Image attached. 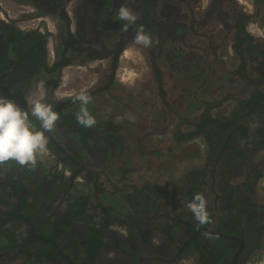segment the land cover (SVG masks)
<instances>
[{
  "label": "flooded vegetation",
  "instance_id": "flooded-vegetation-1",
  "mask_svg": "<svg viewBox=\"0 0 264 264\" xmlns=\"http://www.w3.org/2000/svg\"><path fill=\"white\" fill-rule=\"evenodd\" d=\"M249 1L250 10L241 6V0H0V97L12 99L20 107H30L27 104V98L31 95V89H36V87H39L38 84L42 83L44 95L46 92L43 101L50 99L49 97L62 80L64 67L75 63L81 64V69L84 70H81L83 72L80 74L83 75L84 71H88V73L93 71L91 67L94 66L89 64V62L95 60L105 61L106 64H104L105 66L102 69L103 82L101 86L88 91L93 103V108L89 112L101 124V127L97 123L91 127L92 130L87 144L80 141L79 136L75 134V123L65 127H56V130L52 133L54 135L59 132L61 136L59 141L67 148V151L71 150L72 154L80 156L81 160L85 161L87 168L85 167V170L78 174L76 173V175L82 176L87 188L89 183V187L91 188L95 185L93 189L97 188V191L92 192L84 187H79V185L76 187L79 190H83L86 194L91 193V198H89L87 203V211L95 215V201L101 202L106 196H113L114 193L112 194L110 190L108 191L110 194H108L105 191V187L102 189L101 182H89L86 177V170H91L89 169L90 166H102L103 171L98 172V176L103 175L105 179L111 178L113 173L123 177L124 172H127L126 175H128L131 169L127 168L132 167L127 166L125 160H122V155L125 153L124 146L126 145L124 143L125 134H131V142H133L136 152L141 156L145 153L144 143L146 142V137L153 133V130L156 129L155 126H157L153 124L152 131L145 130L142 135L138 136L135 120L139 117L141 118V103L144 106L149 103L141 99V96L137 97V99L134 98L135 100H127L114 94L119 90L125 91L115 78V73L123 52L130 44L134 43V36L137 30L143 27L145 33L149 34L153 39L151 47L139 45V51L142 54H146L149 60L153 75H155L156 71H159V63H162L163 60L167 61L169 58L171 59L169 64L173 66L172 69L175 71L179 69L185 70L184 68L189 65L188 62L193 65L196 61L202 60V63L205 64L210 55L218 58L217 49L220 47L223 50L225 42L236 44L241 39L249 40V36H251L249 24L251 22L257 20L256 25L264 26V0ZM121 6L131 8L138 15L136 23L130 25L126 32L123 31L125 22L117 18ZM243 23L244 27L242 26ZM39 34L46 40L48 58L51 63L57 61V59L61 62L49 86H47L48 80L46 76H36V74L40 73V68L37 64L27 59L20 60V53L14 52V45L19 36L32 38ZM251 38L253 37L251 36ZM50 41L53 44L51 51L49 49ZM205 41H207V45L204 47L202 44ZM219 42L220 44H218ZM242 50L245 57H249V61L253 60V58H260L264 61V53L261 55L258 53L260 50ZM235 51L237 55L238 52L237 50ZM252 56L254 57L252 58ZM175 57L179 60L175 59ZM233 75L236 78H240L236 70ZM155 79L157 84H159L158 78L155 77ZM182 79L185 85L187 82V84L192 83V86L201 87L200 79L194 75H184ZM221 79H215L216 82L212 80L209 90L203 91L201 95L204 98L210 96L214 91L213 85L217 84V82L220 84L222 82ZM253 84L255 83H247V86ZM158 89L160 92L159 87ZM222 89V86L218 88V90ZM180 90L182 92L174 100L178 108L182 106L186 97H190V99L193 97L185 94L184 90L186 89L184 87H180ZM189 90L191 92L194 91L191 88ZM98 95L101 98L100 106L102 110L101 108H95L96 102L94 99ZM160 96L165 107L164 114L169 112L177 113L178 108L167 100V91L164 94L160 92ZM225 96L226 93H218L216 99L219 100ZM105 97H110L111 105L115 104L112 109L113 113L107 105H103ZM49 101L53 102L54 100L50 99ZM118 104L121 106V110H117ZM190 105V101L188 104L186 102L182 112L183 116L197 123L200 118L191 116L197 108L192 109ZM209 105L211 106L212 102H209ZM120 111L123 115L119 114ZM101 116H108V118L102 120ZM118 119L121 121L127 120L128 123H126L130 126L125 129V126L121 123H115ZM111 124L119 125L116 134H120L124 128V134H120L122 135L121 140L114 141L113 134L115 133H111ZM162 126H166V123H163ZM162 126L159 127V132L166 130ZM156 131L157 129L154 132ZM129 146L126 147L127 153H130L129 149L131 150L132 143ZM45 159L46 157L42 160V165L49 166ZM116 160L121 163V168L119 169L113 168V163ZM253 166H258V170L262 174L261 177H263L264 155L258 164L247 165L249 173L252 172ZM169 167H175L174 160L169 161ZM34 171H36V175L40 179L36 180L34 178V183L27 185L29 190L33 189L37 181L43 182L44 170L36 168ZM254 175L255 173L253 172L251 176ZM66 177L68 178V176ZM74 177L75 175L70 178L69 183H75ZM125 181L127 182L126 179ZM257 182L254 179L250 181L254 189ZM10 187L9 176L0 170V191L5 190L10 193ZM185 187L187 189L189 185L186 183ZM115 188L117 190L118 186L115 185ZM126 188L131 189L129 184H126L124 189ZM70 191V188L67 187L65 193L57 196V201L52 210L53 217H56L57 220L62 218ZM101 193L102 196L97 198V195ZM252 196L255 197L256 193L253 192ZM12 200L14 201V198ZM179 201L186 203L189 200L185 195L184 199L180 198ZM222 201V207L225 208L224 219H231L232 216H229V211L232 212L233 210L230 207H228L230 209L228 210L225 200L222 199ZM123 206L118 202V208L122 210ZM128 208V212L124 211L123 214L129 218V215L133 214L134 211L130 207ZM9 209L0 205V223L1 221L4 223L5 230L12 226V219L6 214ZM261 213L264 216V210ZM117 214L119 213L117 212ZM216 215L218 218L217 213ZM135 217L137 219L134 226L135 232L132 234L133 238L130 237V234H122L118 230H112L107 227V230H102V234H104L102 238L103 245L99 248V255L95 261L84 259L80 262L78 260L74 261L73 257H70V254L74 256L80 252L70 240L80 239L86 235L87 225L84 222H73L72 226L74 229L69 228L65 233L62 238V246L57 247L60 253L56 258L44 259L42 262H38L34 259L35 255L32 253L34 240L26 241L30 228L35 224L25 219H19L17 221L20 226L16 232L21 231V236L18 238L16 246L11 247L6 244V247V245L1 243L0 264H175L185 260L179 256L177 247L179 240H182V242L186 240L185 235L181 231L176 233L175 238L172 239L169 238L163 227V225L167 224L164 223L161 227L154 228L147 221L140 222L141 217L147 219L149 216L139 215ZM96 219L100 220V217H96ZM138 221L145 229L148 225L151 226L147 229L148 235L145 238L138 229ZM5 237L8 238V236ZM154 237L158 238L159 241L157 243L153 242L152 238ZM232 238L238 239V237L234 236ZM0 239L3 240L5 238L1 236ZM257 243H260L261 246L255 247ZM241 253H244L243 256L245 257L241 262L247 263L248 261V264H262L261 257L264 253V240L262 239L261 241L260 238H257L254 245L240 249L239 254Z\"/></svg>",
  "mask_w": 264,
  "mask_h": 264
},
{
  "label": "trees",
  "instance_id": "trees-1",
  "mask_svg": "<svg viewBox=\"0 0 264 264\" xmlns=\"http://www.w3.org/2000/svg\"><path fill=\"white\" fill-rule=\"evenodd\" d=\"M245 21L247 22L246 19ZM242 26H245L244 23ZM253 41V38L249 36V40L241 39L234 45V48L237 50V57L240 60L236 67L238 76L255 84L252 86L248 85V87L242 89L244 96L236 99L235 104L232 103L230 105L227 115L215 116L209 109L210 105L203 107L200 105L201 101L199 98H194L190 107L192 109L197 108L196 110L202 109L199 116L200 119L196 123L186 118L187 126L191 128L187 131H179L175 137L177 143L184 144L196 138L202 139L208 163H212L215 167L221 163L224 168L226 183L223 187L224 194L222 197L226 202L227 209L230 210L228 208L230 207L233 210L232 212L229 211V216H232L231 219H224V216L220 215L217 218L216 213L212 212L207 205L213 223L202 226L198 230L197 223L191 212H177L175 211L177 205L173 207V216L169 217V223L163 227L169 238H175L176 233L179 231L185 235L186 240L183 242L179 240L177 246L179 256L182 259L194 257L195 264H232L235 253L240 246V240H243L244 249L249 245H254L257 238H260L261 241L262 239L264 240V216L261 213L264 210V204L259 205L255 197L252 196L253 192L256 193V189L250 183L251 179L259 181L262 178L258 166L252 167V171L255 173L254 176L248 173L247 180L249 182L246 180V182H242L239 185H233L227 180V177L236 173L249 158L250 154L247 152L248 149L244 148V143L252 144L250 149L257 146L264 149V91L259 87L264 78L262 76L260 82H256L249 76L248 64L250 59L245 57L242 50H260L258 53L260 55L263 54L264 43H254ZM14 52L20 53V60L27 59L37 64L40 68V73L36 74V76H46L48 80L47 86L51 84L61 62L57 59V61L51 63L48 58L46 40L42 35L39 34L32 38L19 36L14 45ZM155 77L158 78L160 92L164 94L161 72L156 71ZM205 90L203 89V91ZM231 96H225L224 101ZM73 97H66L58 103L50 102V99H46L44 103L51 104L53 110L59 113L60 119L57 121L56 127H65L75 123V134L79 136L80 141L87 144L92 128L83 127L77 122L76 115L81 105L79 102L73 103ZM218 103L219 101L214 104V107H217ZM21 108L30 113V107L21 106ZM87 108L88 111H91L93 103L91 102L87 105ZM29 119L37 129L40 128L38 120L31 115H29ZM96 123L101 127L98 121ZM111 128V133H115L113 134L114 141L121 140L122 135L116 134L119 125L111 124ZM46 135L49 137L48 147L55 155L54 160L57 164H62V168L58 169L57 164L50 167L45 164L42 165V161L38 162L36 168L44 170L43 182L37 181L33 189H27V185L34 183V178L36 180L40 179L36 175V171L33 172V169L28 167H21L14 161L0 165V170L9 176V182L11 183L10 193L5 190L0 191V205L10 208L6 214L12 219V226L8 230H5L2 221L0 223V237L4 236L5 238L3 240L0 239V245L1 243L11 247L17 245V240L21 236V231L16 232L20 226L17 220L25 219L35 224L30 228L26 237V241L34 240L32 246V253L35 255L34 259L42 262L44 259L56 258L60 253L57 247L62 246V238L65 233L69 228L74 229L72 226L74 221H82L87 225L86 235L80 239L70 240L75 248L80 250L79 254L74 256L70 254V257H73L74 261L78 260L79 262L84 259L95 261L99 255V248L103 245L102 238L104 234H102V230L106 229L114 221L123 223L121 216L124 215V211L129 209L128 207L134 211V215L140 213L142 216H149L151 212L160 210L161 200L170 195L169 189L165 185H150L146 183L142 187H137L129 183L130 172H128V177H126L127 172H124L123 178L126 177L127 180L124 186L129 184L131 189H117L113 197L110 195L103 197V200L107 201L108 205L103 206L102 202H98L97 206L102 208L103 213L92 215L87 211V203L89 198H91V194H86L83 190L77 189V184L69 183L73 175L76 176V173L78 174L85 170V167L87 168L85 161H82L80 156L72 154L71 150L67 151V148L59 141L61 138L59 132L54 135L46 133ZM161 152L158 151V153ZM173 152L171 148H168L167 155ZM189 156L200 158L201 152L191 151ZM125 162L128 164L129 160H125ZM65 171L70 173L68 178L65 176ZM202 174H204V170H194L189 175L190 179L180 186L179 191L175 195L178 200L180 198L184 199L186 195L190 201L196 193L203 194L205 197L206 181L203 180ZM86 177L89 182L98 183L96 181L98 175L91 170H86ZM186 183L189 185L187 189L185 187ZM67 187L71 191L69 192L62 218L57 220L56 217H53V206L57 201V196L65 193ZM26 189L27 191H25ZM173 196L170 199L174 200ZM12 198H14V201ZM118 202L121 206L125 204L122 210L118 208ZM180 203L182 202L179 201ZM96 217H100V220H97ZM137 224L139 231L143 233L145 238L147 230L143 225H140L139 221ZM204 231H210L218 238L205 239L202 235ZM5 236H8V238ZM233 236L238 237L239 240L233 239ZM130 237L133 238L131 232ZM260 246V243H257L255 247ZM243 255L244 253L238 255L236 264L249 263L248 261L247 263L241 262L245 258Z\"/></svg>",
  "mask_w": 264,
  "mask_h": 264
},
{
  "label": "rangeland",
  "instance_id": "rangeland-1",
  "mask_svg": "<svg viewBox=\"0 0 264 264\" xmlns=\"http://www.w3.org/2000/svg\"><path fill=\"white\" fill-rule=\"evenodd\" d=\"M241 6L245 7L247 10H250V1L249 0H241ZM257 21V20H256ZM256 21L251 22L249 25L250 27V34L254 38V43H264V26L256 25ZM220 44V42L218 43ZM222 44V43H221ZM52 42H49V49L52 50ZM207 41L202 44V46H206ZM234 43L232 42H225L223 44V50L220 49V47L217 49V55L218 58H214L213 55H210L205 64L202 63V60L196 61L193 65L188 62L187 68L174 70L172 69L173 66L169 64L171 59L167 61H162V63H159V71L161 72V79L163 82V88L165 91H167V100H169V103H172L173 105L176 104L174 100L176 97L182 92L180 90V87H184L186 90H184L186 93L189 94V96H193L191 99L190 97H186V100L182 104L181 107L178 108L177 113H166L164 114L165 107L161 101V96L159 92V84H157V80L155 79V75H153V72L151 70L149 60L146 57V54H142V52L139 51L140 46L136 45L135 43H132L127 48V55L125 56V52H123L122 57L120 58L115 78L118 80V82L122 85L123 89L125 91L119 90L118 92H115V95L122 96L127 100H131L132 95L131 93L134 91H140L139 93H133L135 98L141 96V99H144L149 104L144 106V104L141 103V118H137L135 120V126L136 130L138 131L137 135L140 136L145 130H152V125L156 124L157 126L161 127L163 123H166V130L163 132H154L148 135L146 137V142L144 143V150L145 153L141 156L136 152V148L134 147L133 142H131V134H125V146L124 151L122 155V160H129V163L127 166H131V171L129 173V183L136 185L137 187H142L146 183L150 185L159 184V185H165L169 189V197L164 198L160 202V210L151 212L149 214V217L146 218H140V222L147 221L149 225L153 226L154 228L161 227L164 223H169L170 219L168 217L173 216V207L177 205L175 208V211L180 212H188L189 210L186 208V203H180L178 202V197H176V193L179 191L180 186L183 184L185 178L190 175L194 170L195 171H202L204 170L203 180L206 181L205 186V198L207 200L208 207L211 209L212 212H216L218 216H223L225 208L222 206V199H223V187L225 186V176H224V168L221 165V163L215 167V165H212V163H208L206 149L204 147V143L202 142L201 138H196L195 140L188 141L186 144L184 143H177L175 137L177 136V133L179 131H187L191 127L187 126L188 122L185 121L186 117L183 116V110L187 104L193 101L194 98H199L201 101V106H208L209 102H212V105L209 109H211L212 114L215 116H221L224 114H228L230 105L236 101V99L241 98L244 96L242 94V89L247 86V83L252 84V82H249L246 79L242 78H236L235 75H233V72H235L236 67L239 63V58L236 55V51L234 48ZM183 47V46H182ZM245 48V47H243ZM175 59L179 60L175 57ZM94 67H91L93 71H84L83 75L80 73L83 72L81 70L82 65L81 64H71L69 66L64 67V73L62 80L59 82L58 86L55 88L53 94L49 97L50 99H53V102H60L57 101V96L60 97H71L75 96L76 94L80 93L83 90H91L99 88L103 82L102 78V69L105 66V61H92L89 62ZM248 73L249 76L254 79L258 80L263 76L264 77V61L260 58L249 61L248 64ZM133 74V75H132ZM184 75L190 76L194 75L200 79V86L196 87L192 86L191 84L186 85L183 84V77ZM262 77V78H263ZM221 79V83L213 85V93L208 96L207 98H204L201 94L203 93V89L209 90V86L212 82H216L215 79ZM133 80V81H132ZM227 81V82H226ZM230 85H229V83ZM226 82V83H225ZM39 87H36V89H31L30 93L31 95L27 98V104L30 106V103H34L38 100L41 102H44V90L42 88L43 85L38 84ZM204 86V88H203ZM222 86V90H218V88ZM252 86V85H250ZM248 87V86H247ZM264 91V81L259 86ZM194 91H190L189 89ZM203 88V89H202ZM218 93H226V96H231L227 98L226 101H224V98H220L219 100L216 99ZM192 94V95H191ZM100 95L95 97V108L99 109L102 107L101 101L99 98ZM110 98V97H109ZM106 98L103 99V105H107L110 107V111L112 113L114 112L112 109L115 104H110V99ZM140 99V98H138ZM192 100V101H191ZM223 100V101H222ZM217 107H214L215 103L218 102ZM140 102V101H139ZM215 102V103H214ZM235 104V103H234ZM148 106V107H147ZM101 110H99L101 112ZM117 110H121V106L118 104ZM202 109L197 110L194 112V114L191 116L199 117ZM120 115H123V113L120 111ZM102 115V114H101ZM110 115V114H109ZM115 115V114H112ZM190 116V117H191ZM191 117V118H192ZM102 120L105 118H108V116L102 117ZM127 120H120L118 119L115 123H121L125 126V129L127 126H130L127 124ZM162 123V124H161ZM124 134V128L121 130L120 134ZM250 141V139H249ZM130 143H132L131 150L129 149L130 153H127L126 147H130ZM184 145V146H183ZM252 144L244 143V148L248 149L249 158L248 160L240 167L239 170H237L236 174L233 173L230 177H227V180L233 184V185H239L243 181H246L248 179V167L249 164H258L264 155V149L261 147H256L253 149H250ZM168 148H171L172 151H174L172 154L167 155ZM158 151H162L161 153H158ZM191 151H198L201 152V157L198 159H189L188 157ZM139 156H138V155ZM130 157H127V156ZM172 155V157H170ZM176 157V160H175ZM55 155L50 150V155L46 157L45 161L49 163V166L56 165L57 163L54 160ZM127 158V159H126ZM129 158V159H128ZM175 162V167L172 169L169 167V161ZM122 161V162H123ZM47 163V164H48ZM57 168L61 169L62 165L60 163L57 164ZM102 166L99 167H93L90 166L89 169L93 170L92 172L94 174L98 175V172L103 171ZM114 169L121 168V163L116 160L113 163ZM261 168V166H260ZM250 175L253 174V171L249 173ZM69 171H65V176H69ZM128 177V175H126ZM125 178L122 177V175H119L117 173L111 174V178L105 179L103 175L98 176L96 178L97 182H101L102 186L101 188L105 187V191L108 192L111 190L112 194H115V185L118 186V189H124V184L126 183ZM251 181V180H250ZM74 182L79 185V187H84L85 189H89L92 192L97 191L96 188L93 189L94 186L91 188H88L87 184L85 185V181L82 178L81 175H76L74 177ZM84 184V186H83ZM256 189V196L255 199L258 204L263 205L264 204V176L255 184ZM91 194V193H88ZM110 194V192H108ZM174 195L173 199H170L171 196ZM102 196L101 194L97 195V198H100ZM113 197V196H112ZM97 201H95V212L94 214L102 213L103 210L100 206H97ZM102 205H108L107 201L101 200ZM179 204V205H178ZM129 209L126 210V213ZM131 214L126 217L125 215L121 216V220L123 223H119L118 221L112 222L108 227L112 230H118L122 234L129 235L130 232L134 234L135 232V220L139 216ZM147 226L146 230L150 228L151 226ZM165 226V225H163ZM129 230V231H128ZM148 235V232H147ZM146 235V237H147ZM160 237V236H159ZM153 242L157 243L159 240L157 237L152 238ZM262 264H264V253L261 257ZM175 264H195L194 257H190L189 259H185L182 261H179Z\"/></svg>",
  "mask_w": 264,
  "mask_h": 264
},
{
  "label": "clouds",
  "instance_id": "clouds-1",
  "mask_svg": "<svg viewBox=\"0 0 264 264\" xmlns=\"http://www.w3.org/2000/svg\"><path fill=\"white\" fill-rule=\"evenodd\" d=\"M119 20L124 21L123 31L138 20V15L129 7L121 6L118 11ZM134 43L143 47H151L153 39L145 33L143 27L137 30ZM46 95V92H45ZM64 97L57 96V101ZM79 102L81 107L76 115L77 122L86 128L96 125V119L88 111L87 105L92 102L88 90H83L73 97V103ZM29 115L40 122L37 129L29 119ZM59 113L53 110L51 104L40 100L30 103V113L23 110L12 99L0 97V165L14 161L21 167L35 169L38 162L50 155L49 137L46 133L56 130ZM186 208L193 214L198 230L210 225L213 220L208 212L207 200L203 194L196 193L186 202ZM205 239H215L210 231L202 232Z\"/></svg>",
  "mask_w": 264,
  "mask_h": 264
},
{
  "label": "crops",
  "instance_id": "crops-1",
  "mask_svg": "<svg viewBox=\"0 0 264 264\" xmlns=\"http://www.w3.org/2000/svg\"><path fill=\"white\" fill-rule=\"evenodd\" d=\"M136 92H140L139 90L138 91H134V92H132L131 93V95H132V98L131 99H133V100H135L134 98H135V96L133 95V93H136ZM111 106H109V108H110ZM133 117V116H132ZM156 127V129H157V131L156 132H159L160 130H158V129H160L159 128V126H155ZM162 127H165V126H162ZM155 129V130H156ZM155 130H153V133H154V131ZM152 131V130H151ZM190 154H191V152H190ZM188 157H190V156H188ZM189 159H198V158H192V157H190ZM173 169V168H172ZM190 179V177H189V175L185 178V180H184V182L183 183H185V181L187 182L188 180Z\"/></svg>",
  "mask_w": 264,
  "mask_h": 264
},
{
  "label": "water",
  "instance_id": "water-1",
  "mask_svg": "<svg viewBox=\"0 0 264 264\" xmlns=\"http://www.w3.org/2000/svg\"><path fill=\"white\" fill-rule=\"evenodd\" d=\"M234 239L238 240L237 238H234ZM242 248H243V240H240V246H239L237 252L235 253L234 260H233L232 264H236V260L238 258L239 253H240V249H242Z\"/></svg>",
  "mask_w": 264,
  "mask_h": 264
},
{
  "label": "bare ground",
  "instance_id": "bare-ground-1",
  "mask_svg": "<svg viewBox=\"0 0 264 264\" xmlns=\"http://www.w3.org/2000/svg\"><path fill=\"white\" fill-rule=\"evenodd\" d=\"M127 51H128V50L126 49V53H125V56H126V55H127V53H128ZM132 75H133V74H132ZM132 81H133V80H132ZM216 121H217V120H216Z\"/></svg>",
  "mask_w": 264,
  "mask_h": 264
}]
</instances>
